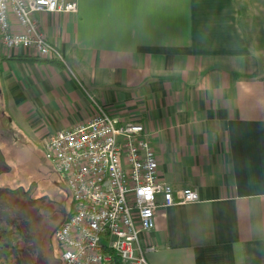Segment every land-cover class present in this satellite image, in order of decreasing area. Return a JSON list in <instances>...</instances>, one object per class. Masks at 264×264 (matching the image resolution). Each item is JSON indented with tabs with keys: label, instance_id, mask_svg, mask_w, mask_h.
<instances>
[{
	"label": "crops",
	"instance_id": "crops-1",
	"mask_svg": "<svg viewBox=\"0 0 264 264\" xmlns=\"http://www.w3.org/2000/svg\"><path fill=\"white\" fill-rule=\"evenodd\" d=\"M77 3L35 16L66 67L1 47L0 195L30 140L99 106L144 127L161 183L199 195L156 212L149 264H264V0Z\"/></svg>",
	"mask_w": 264,
	"mask_h": 264
},
{
	"label": "built area",
	"instance_id": "built-area-1",
	"mask_svg": "<svg viewBox=\"0 0 264 264\" xmlns=\"http://www.w3.org/2000/svg\"><path fill=\"white\" fill-rule=\"evenodd\" d=\"M77 12V0H0L6 57L22 53L66 67L35 16ZM44 149L73 204L53 235L61 264H149L155 248L144 246L140 236L155 230L156 212L199 202L195 189L177 192L160 182L157 156L142 125L123 123L102 107L88 123L51 137Z\"/></svg>",
	"mask_w": 264,
	"mask_h": 264
},
{
	"label": "rangeland",
	"instance_id": "rangeland-1",
	"mask_svg": "<svg viewBox=\"0 0 264 264\" xmlns=\"http://www.w3.org/2000/svg\"><path fill=\"white\" fill-rule=\"evenodd\" d=\"M1 54L0 46V56ZM44 147L45 144L32 139L23 153L18 154L16 162L9 161L7 167H3L7 188L6 193L0 197L11 195L8 188H21L19 195L26 194L24 199H21L23 201L15 200L18 213L16 220L23 229V236L18 233L14 235L18 236V239L13 241L11 251L0 256V264H61L60 252L55 248L53 234L62 219L58 214L69 208L70 202L63 192V187H56L62 182L51 164L45 160ZM11 167H14V181L11 179L12 175L9 176ZM44 217L48 218L47 223L43 222ZM41 223H46V227L44 224L40 225ZM40 236L42 241L38 239Z\"/></svg>",
	"mask_w": 264,
	"mask_h": 264
},
{
	"label": "flooded vegetation",
	"instance_id": "flooded-vegetation-1",
	"mask_svg": "<svg viewBox=\"0 0 264 264\" xmlns=\"http://www.w3.org/2000/svg\"><path fill=\"white\" fill-rule=\"evenodd\" d=\"M60 185L61 187H63V192L68 198L70 206L69 208H65V210H62L61 214H58V217L61 216L62 219L60 221V224H58V227L55 229L54 234L59 229L63 221L67 219L73 211V204L70 200L67 190L62 183ZM8 189L11 191V194L12 191H16L10 188ZM17 192L18 194H16L15 196L20 194L19 190ZM25 194L26 193H24V195ZM3 199L5 200H2L0 209V256L6 255V252L11 251L13 241L18 239V236H14L16 235V233H18L20 236H23V229L18 225V222L16 220L18 213L16 211L17 202L15 200L18 201L19 198H15L14 195L8 194ZM27 221L29 222V219H27ZM38 239L39 241H42V236H40V238L38 237ZM55 248L57 247L55 246Z\"/></svg>",
	"mask_w": 264,
	"mask_h": 264
},
{
	"label": "trees",
	"instance_id": "trees-1",
	"mask_svg": "<svg viewBox=\"0 0 264 264\" xmlns=\"http://www.w3.org/2000/svg\"><path fill=\"white\" fill-rule=\"evenodd\" d=\"M56 66H57V64H56ZM58 66H59V64H58ZM118 264H120V263H118Z\"/></svg>",
	"mask_w": 264,
	"mask_h": 264
}]
</instances>
